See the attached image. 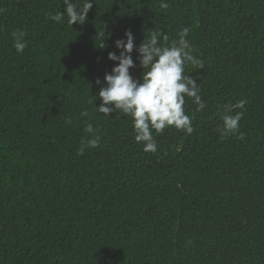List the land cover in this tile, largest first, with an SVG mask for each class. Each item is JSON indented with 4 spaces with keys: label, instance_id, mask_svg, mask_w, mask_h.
Wrapping results in <instances>:
<instances>
[{
    "label": "trees",
    "instance_id": "obj_1",
    "mask_svg": "<svg viewBox=\"0 0 264 264\" xmlns=\"http://www.w3.org/2000/svg\"><path fill=\"white\" fill-rule=\"evenodd\" d=\"M165 2L93 0L71 26L45 15L63 0H0V264H264V0ZM184 27L206 108L185 97L192 133L153 132L145 152L131 117L96 110V81L127 30L142 80L136 47ZM241 100L239 131L222 136L224 106ZM86 123L101 141L78 155Z\"/></svg>",
    "mask_w": 264,
    "mask_h": 264
},
{
    "label": "clouds",
    "instance_id": "obj_2",
    "mask_svg": "<svg viewBox=\"0 0 264 264\" xmlns=\"http://www.w3.org/2000/svg\"><path fill=\"white\" fill-rule=\"evenodd\" d=\"M64 11L47 12L46 18L61 23L65 16L69 25L86 22L87 14L93 7V0H83L82 4L74 0H63ZM162 8H167L165 0H161ZM2 11V10H0ZM189 29L184 27L179 32V39L167 45L169 37L159 30H152L148 38L136 47L139 64L143 69L142 80L134 79L130 69L136 65L132 58L134 50V35L131 30L125 32L124 39H117L115 47L120 50L108 53V59L118 63L112 68L111 73H106L103 82L97 79L96 83L102 85L98 93L101 103L95 106L99 113L109 116L117 110L125 116L131 117L134 140L143 145L145 152L155 153L158 144L153 132L162 133L167 127H174L191 134L193 131L191 118L185 113V97L192 98L197 106V111L206 108L200 96V88L196 80L186 74L185 67L193 63L204 68L201 60L192 55L191 45L186 39ZM27 33L23 30L12 32L13 47L17 53L22 54L28 46L25 40ZM105 38V32L100 33ZM163 41V43H162ZM103 46H99L103 48ZM95 99L97 98L94 96ZM94 99V100H95ZM89 100V104H94ZM246 101L224 106V115L220 117L222 127L219 129L222 136L235 134L239 131V122L243 117L242 111ZM234 113V114H233ZM87 110L81 111V117H87ZM70 124L71 119L65 121ZM85 133L91 134L90 138L82 139L78 155H84L86 149H93L100 145L101 137L98 129L91 123H86ZM244 134L240 133L243 139Z\"/></svg>",
    "mask_w": 264,
    "mask_h": 264
}]
</instances>
